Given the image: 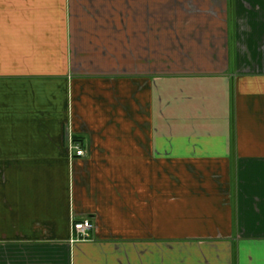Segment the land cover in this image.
<instances>
[{
    "label": "crops",
    "instance_id": "obj_1",
    "mask_svg": "<svg viewBox=\"0 0 264 264\" xmlns=\"http://www.w3.org/2000/svg\"><path fill=\"white\" fill-rule=\"evenodd\" d=\"M137 2L0 0V264H264V36L171 71Z\"/></svg>",
    "mask_w": 264,
    "mask_h": 264
},
{
    "label": "rangeland",
    "instance_id": "obj_2",
    "mask_svg": "<svg viewBox=\"0 0 264 264\" xmlns=\"http://www.w3.org/2000/svg\"><path fill=\"white\" fill-rule=\"evenodd\" d=\"M259 0H138L140 15L136 18L139 24L146 20V13L149 22L155 26L156 50L166 53L169 49L171 52L170 65L165 62V67L169 65L171 71H182V68L189 71L192 69L199 71H220L224 67L225 58V18L228 15L229 25L231 26L232 18L236 22V34L238 38L237 53L241 59L242 56L248 55V46L250 41L259 34L264 36L260 31L263 27L259 10ZM234 3V4H233ZM148 9L143 12L141 9ZM231 9V10H229ZM237 9V14H228ZM251 10V11H250ZM255 16V18H253ZM125 19V17H124ZM234 24V23H233ZM232 24V25H233ZM260 26V27H259ZM235 28V26H234ZM262 39V38H261ZM257 40V41H258ZM234 39L231 37L228 42V61L232 69V61L235 58ZM263 41V40H261ZM264 42H261L260 49ZM182 46L187 54V61L190 58L201 55V63H182ZM250 49V48H249ZM260 50V51H261ZM251 51V50H250ZM197 52V53H196ZM177 53H180L178 56ZM220 59L215 63V55ZM214 55V56H213ZM213 56V57H212ZM161 60V58H159ZM211 60L213 62H211ZM241 66H245L241 64ZM162 64H159L160 66ZM248 65V64H247ZM254 66H257L254 64ZM259 67V66H258Z\"/></svg>",
    "mask_w": 264,
    "mask_h": 264
},
{
    "label": "built area",
    "instance_id": "obj_3",
    "mask_svg": "<svg viewBox=\"0 0 264 264\" xmlns=\"http://www.w3.org/2000/svg\"><path fill=\"white\" fill-rule=\"evenodd\" d=\"M70 150L74 153L75 156L81 157L83 155V151L78 146L71 147ZM93 228V225L88 220H83L80 222H74L72 225V231L75 234V238L72 241H77L79 239H84L87 237L89 231Z\"/></svg>",
    "mask_w": 264,
    "mask_h": 264
}]
</instances>
